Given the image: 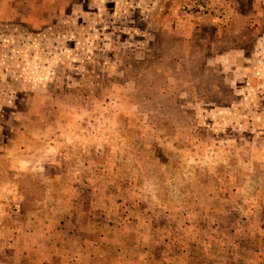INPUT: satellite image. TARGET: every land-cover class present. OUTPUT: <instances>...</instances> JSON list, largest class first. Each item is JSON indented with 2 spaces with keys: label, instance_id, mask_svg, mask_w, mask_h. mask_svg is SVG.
Returning <instances> with one entry per match:
<instances>
[{
  "label": "rangeland",
  "instance_id": "1",
  "mask_svg": "<svg viewBox=\"0 0 264 264\" xmlns=\"http://www.w3.org/2000/svg\"><path fill=\"white\" fill-rule=\"evenodd\" d=\"M0 264H264V0H0Z\"/></svg>",
  "mask_w": 264,
  "mask_h": 264
}]
</instances>
